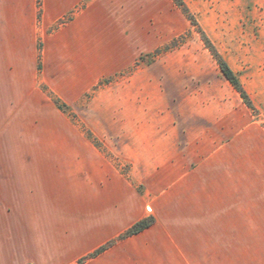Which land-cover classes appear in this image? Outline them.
Returning <instances> with one entry per match:
<instances>
[{
  "label": "crops",
  "instance_id": "obj_1",
  "mask_svg": "<svg viewBox=\"0 0 264 264\" xmlns=\"http://www.w3.org/2000/svg\"><path fill=\"white\" fill-rule=\"evenodd\" d=\"M105 1L43 0V24L81 5L55 32L47 69L66 63L69 78L90 79L96 68L88 43L93 25L119 21ZM37 14L36 0H0V103L9 102L6 88L20 103L37 84ZM117 60L115 55L112 64ZM50 132L68 142L25 137L0 145V264H264V145L245 159L225 155L229 144L211 145L195 160L181 159L177 147L166 160L150 150L142 166L147 176L134 170L124 175L105 146L83 132ZM170 132L179 141L174 128ZM119 152L133 169L140 166L137 149ZM161 167L164 174L156 175ZM141 184L146 190H139ZM145 218H153L148 227L119 238Z\"/></svg>",
  "mask_w": 264,
  "mask_h": 264
},
{
  "label": "rangeland",
  "instance_id": "obj_2",
  "mask_svg": "<svg viewBox=\"0 0 264 264\" xmlns=\"http://www.w3.org/2000/svg\"><path fill=\"white\" fill-rule=\"evenodd\" d=\"M184 2L239 76L255 110L223 77L200 33L172 0L103 2L119 21L108 18L99 28L93 25L88 43L96 68L85 82L69 78L73 73L66 63L58 71L45 63L55 32L81 5L43 24V0H36L41 29L35 42L37 84L20 103L14 101V89H5L9 102L0 103L1 147L25 137L28 142L67 143V136L53 137L50 131L77 129L88 138L90 133L92 143L104 145L124 175L134 170L147 176L142 166L151 158L150 150L157 160H166L171 147H177L181 159L195 160L207 156L211 145L229 144L233 148L225 155L245 159L249 150L264 145V0ZM115 55L118 60L112 64ZM172 128L179 141L170 138ZM129 147L139 152L138 168L119 152ZM165 170L158 168L155 174ZM146 186L141 184L139 190Z\"/></svg>",
  "mask_w": 264,
  "mask_h": 264
},
{
  "label": "trees",
  "instance_id": "obj_3",
  "mask_svg": "<svg viewBox=\"0 0 264 264\" xmlns=\"http://www.w3.org/2000/svg\"><path fill=\"white\" fill-rule=\"evenodd\" d=\"M174 4L179 7L182 11V13L186 16V18L189 20L190 24L194 26L197 29V32L200 33L201 40L203 41L204 46L209 50L211 55L213 56L214 60L216 61L218 68L220 72L222 73L223 77L231 84V86L235 89V91L239 94L242 101L245 103V105L250 108L251 110H255V107L244 89L241 80L237 73L231 68L229 63L222 57V55L217 51L211 40L208 38V36L205 34V32L200 28L199 23L195 19L194 15L190 12L189 8L186 6L184 0H172ZM177 43L175 41L172 43V46H175ZM53 103L58 107L59 106V100L55 97H52ZM91 137L89 133V138ZM153 222V218H145L142 220L137 221L132 226H130L127 230H125L119 238H125L127 236L136 234L140 232L141 230L148 227ZM115 241L111 240L106 245H103L99 247L97 250H95L93 253H91L90 256H95L102 252L106 247L111 246Z\"/></svg>",
  "mask_w": 264,
  "mask_h": 264
}]
</instances>
